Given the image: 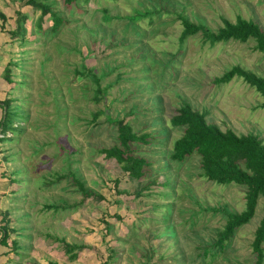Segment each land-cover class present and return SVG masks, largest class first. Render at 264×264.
Wrapping results in <instances>:
<instances>
[{"label": "rangeland", "instance_id": "1", "mask_svg": "<svg viewBox=\"0 0 264 264\" xmlns=\"http://www.w3.org/2000/svg\"><path fill=\"white\" fill-rule=\"evenodd\" d=\"M48 1L63 19L56 31L47 14L38 31L39 10L25 0H0L8 39L16 16L27 15L25 35L9 41L8 81L4 71L1 76L9 105L25 117L14 119L20 133L7 132L0 141V226L9 229L0 264L10 255L17 264H256L250 243L264 198L228 242L203 253L217 238L225 210L243 209L244 187L201 177L197 154L169 160L181 129L168 119L183 99L221 130L255 133L264 143V110L254 88L240 78L212 82L233 64L264 76V53L253 50L251 39L209 45L199 32L181 43L171 5L184 4L189 19L211 31L236 16L264 31V0H167V12L135 22L125 17L158 0ZM90 73L99 77L97 102ZM103 109L134 132L154 136L152 144H133L134 154L150 163L144 177H128L96 151L117 143L104 114L90 120ZM70 171L94 195L83 198ZM64 243L82 247L66 252Z\"/></svg>", "mask_w": 264, "mask_h": 264}, {"label": "trees", "instance_id": "2", "mask_svg": "<svg viewBox=\"0 0 264 264\" xmlns=\"http://www.w3.org/2000/svg\"><path fill=\"white\" fill-rule=\"evenodd\" d=\"M79 0H63L64 4L77 2ZM167 0H158L155 5L144 6L142 9H133L132 14L125 18L129 22H135L141 18H148V21H153L157 15L167 12ZM25 4L30 5L32 9L39 10V16L35 21L37 30H43L41 25L43 16L48 15L51 21L50 30L56 31L62 24L63 19L58 13L52 10L51 2L48 0H25ZM140 4V2H138ZM171 5V4H170ZM171 10L174 16L179 19L181 31L178 36L182 43L188 37L199 32L201 42H207L213 45L218 42H226L234 40L245 42L251 39L254 43L253 50L264 53V31L251 19H244L236 16L234 21H229L225 18L221 20V26L215 31L209 30L206 26L198 22H192L188 15L185 14L182 4L178 10L171 5ZM171 11V12H172ZM27 18L26 14H19L15 18L16 25L10 34L12 37L24 36L23 23ZM105 21L111 19V15L105 9H102V17ZM118 18V16H114ZM0 19L5 20L4 15L0 12ZM139 35H143L141 32ZM82 67V66H81ZM8 66L4 67V79L8 81ZM91 80L94 84L93 100L98 101L99 94L102 90L99 86V77L90 73ZM240 78L249 87L254 88L261 100L258 107L264 110V76L258 75L255 72L243 68L238 64H233L226 68L219 76H215L212 80L214 84H226L233 79ZM0 106L3 108L0 117V141H4L7 136L5 133H10L13 130H19L21 127L14 128L17 117L24 118V115L17 113L9 105L8 98L0 101ZM205 110H194L189 103L180 99L174 113L169 117L168 123L171 128L181 129L179 136L171 141L168 152V159L175 163H180L186 157L192 154H197L199 157V175L214 184L229 185L235 184L244 187V207L241 211H226L224 212L225 222L217 232V238L208 246H203V253L210 248L219 250L222 245L230 240L235 230L247 223L255 212V206L259 197L264 198V143L262 139L255 133L247 132L245 134L235 133L230 128L221 130L216 124L207 122ZM100 114L105 115V120L112 123L116 130L117 143L109 147H100L96 151L102 153L105 158H112L118 164L120 170L132 179H140L145 176V169H148L149 162L144 156L136 155L133 144L149 145L154 140V136L147 132L136 133L131 129V126L123 119L111 118L108 115L107 109L97 110L91 113V121H95ZM12 127L14 129H12ZM9 138V137H8ZM71 182L74 184L78 192L83 198L94 195L93 191L87 188L80 178L74 172H68ZM63 178L62 175L57 176V180ZM118 179L113 180V184H118ZM153 183L149 181L148 183ZM164 184V183H163ZM46 207L57 209L56 204H48ZM3 219V217L1 218ZM8 228L5 225L0 226V243L4 244L8 237ZM264 242V205L262 207V217L260 218L256 228L253 231L250 248L255 257L256 264H260L263 258ZM63 247L66 252H71L80 245H72L64 243ZM108 255L111 258L114 254L111 249ZM74 254L70 255L72 258Z\"/></svg>", "mask_w": 264, "mask_h": 264}, {"label": "crops", "instance_id": "3", "mask_svg": "<svg viewBox=\"0 0 264 264\" xmlns=\"http://www.w3.org/2000/svg\"><path fill=\"white\" fill-rule=\"evenodd\" d=\"M2 14H3V12L2 11H0ZM4 15V14H3ZM6 18V17H5ZM4 22H5V20L4 21H2L1 19H0V101L1 100H3V99H6V98H8L7 97V95H6V92L4 93V92H2L3 91V89L2 88H4V90H5V85H3V83H2V81L1 80H3L2 78H1V76H2V71H4V67H5V65L7 64V61H8V58L10 57L7 53H8V49H9V41H10V39H12V38H15V37H12L11 35V37H10V39H8V36H7V33H5L6 31V29H5V27H4ZM1 104V103H0ZM2 107L0 106V117H1V114H2ZM4 249V248H3ZM7 249V248H6ZM11 256L12 255H10L9 256V258L8 259H6V261H5V263L4 264H17L16 263V261L14 260V259H10L11 258ZM13 256H15V255H13ZM15 261V262H14ZM3 262V261H2Z\"/></svg>", "mask_w": 264, "mask_h": 264}, {"label": "water", "instance_id": "4", "mask_svg": "<svg viewBox=\"0 0 264 264\" xmlns=\"http://www.w3.org/2000/svg\"><path fill=\"white\" fill-rule=\"evenodd\" d=\"M2 110L4 111V107L2 108Z\"/></svg>", "mask_w": 264, "mask_h": 264}]
</instances>
